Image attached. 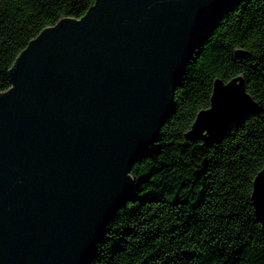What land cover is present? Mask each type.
<instances>
[{"label": "water", "instance_id": "obj_1", "mask_svg": "<svg viewBox=\"0 0 264 264\" xmlns=\"http://www.w3.org/2000/svg\"><path fill=\"white\" fill-rule=\"evenodd\" d=\"M241 1L95 0L27 44L0 93V264H88L201 36ZM257 107L216 79L184 138L215 145ZM251 203L264 234V167Z\"/></svg>", "mask_w": 264, "mask_h": 264}, {"label": "trees", "instance_id": "obj_2", "mask_svg": "<svg viewBox=\"0 0 264 264\" xmlns=\"http://www.w3.org/2000/svg\"><path fill=\"white\" fill-rule=\"evenodd\" d=\"M95 0H0V93L27 44ZM240 52L242 55H237ZM242 77L257 110L217 144L184 138L209 106L213 82ZM159 139L133 165L132 193L104 228L88 264H264L251 203L264 167V0L221 14L201 36L174 91Z\"/></svg>", "mask_w": 264, "mask_h": 264}]
</instances>
